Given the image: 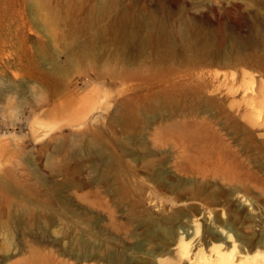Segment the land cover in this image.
I'll return each instance as SVG.
<instances>
[{"label": "rangeland", "instance_id": "374dc122", "mask_svg": "<svg viewBox=\"0 0 264 264\" xmlns=\"http://www.w3.org/2000/svg\"><path fill=\"white\" fill-rule=\"evenodd\" d=\"M0 142V264H199L179 237L226 223L253 252L264 0H0Z\"/></svg>", "mask_w": 264, "mask_h": 264}, {"label": "bare ground", "instance_id": "6f19581e", "mask_svg": "<svg viewBox=\"0 0 264 264\" xmlns=\"http://www.w3.org/2000/svg\"><path fill=\"white\" fill-rule=\"evenodd\" d=\"M254 100V98H253ZM122 104V103H121ZM117 113V112H116ZM178 128V127H177ZM173 131V130H172ZM176 129H175V133H176ZM181 131V130H179ZM171 132V131H170ZM169 132V133H170ZM173 133V132H172ZM182 134V132H181ZM180 135V134H178ZM177 135V136H178ZM184 142V141H183ZM1 143V142H0ZM12 150V149H10ZM13 151V150H12ZM16 152V151H15ZM9 153V152H8ZM95 153V152H94ZM6 154V153H5ZM59 154V153H58ZM80 155V154H79ZM6 156V155H5ZM4 156V157H5ZM54 157V156H52ZM101 157V156H100ZM55 159V158H54ZM53 159V160H54ZM80 159V158H79ZM8 161V160H7ZM71 161V160H70ZM83 161V160H82ZM79 162V161H78ZM72 163V162H71ZM73 164V163H72ZM100 164V163H99ZM56 166V165H55ZM71 167V166H70ZM80 167V166H79ZM73 169V168H71ZM75 169V167H74ZM55 170V169H54ZM9 171V170H8ZM63 171V170H61ZM63 174V173H62ZM71 174V173H70ZM71 176V175H70ZM64 177V175H63ZM80 178V177H79ZM83 179V178H82ZM62 180V179H61ZM83 181V180H82ZM87 182V181H86ZM87 185H88V182H87ZM85 185V186H87ZM81 187H84L81 186ZM88 187V186H87ZM86 187V188H87ZM90 187V185H89ZM1 188V187H0ZM10 188H12L11 190H9V188L7 187V191L6 193L9 194L10 196L12 195V197H18L22 194L21 190L19 189V187H17L16 185L14 186H11ZM88 189V188H87ZM97 190V189H96ZM11 191V192H10ZM100 191V190H99ZM99 191H96V192H99ZM2 193V192H1ZM0 193V194H1ZM70 193V192H69ZM72 194V193H70ZM77 195V194H76ZM83 195H87L86 200H84V202H88L89 204H91V206H93L94 208L96 209H106V207L108 206L107 205V202L105 201V198L102 197V194L100 195L99 193H94L93 191L92 192H89L88 194H83ZM41 197V196H40ZM81 197V196H80ZM79 197V198H80ZM9 200V204L8 205H15L14 202H10V199ZM83 200V199H82ZM47 201V200H46ZM83 202V203H84ZM56 203V202H55ZM54 203V204H55ZM53 204V205H54ZM86 204V203H85ZM56 205V204H55ZM107 205V206H106ZM50 204L49 203H46L44 204V207L47 209V212L49 211L50 214L46 213L45 216H48L47 219L51 222V224H54L55 221H56V216L54 213L50 212L52 211L50 208H49ZM86 206V205H85ZM198 211V209H197ZM100 214V212H98ZM97 213V214H98ZM38 214V215H37ZM36 215H33V218L36 219L37 221H39V219L42 217L39 213H37ZM40 222V221H39ZM63 222V221H62ZM227 224V223H226ZM226 224H220V233H218L219 235L216 236V240L218 243H213L211 249H210V254L205 257L204 256V253L202 252V254L200 253L202 250L200 249L199 250V253H197V250L196 247L195 249L192 248V244L194 245L193 242V239L192 238H189L191 236V234L187 236H180L179 237V240H178V244H177V250L180 254H182L183 256L185 257H193L196 261V257H198V261H199V264H264V251L263 249L260 250L258 248V245H263L264 246V243H258L257 244V248L253 251V252H250L249 250H246L245 246H244V243H238L235 241L236 238H234V234L230 233L231 232V229L230 227H226ZM32 225V224H31ZM228 225V224H227ZM222 226V227H221ZM223 226H225L226 228H224ZM39 227V225H38ZM219 230H217L218 232ZM193 233V232H192ZM196 233H198V226L196 227ZM217 234V233H216ZM215 235V233H214ZM237 240V239H236ZM176 242H177V239H176ZM88 243V242H86ZM202 245V244H201ZM200 245V246H201ZM195 246V245H194ZM199 246V244H198ZM199 246V247H200ZM248 247V246H247ZM88 248L90 249L91 248V244L88 243ZM195 250V251H193ZM193 252H196V253H192ZM193 255V256H192ZM89 256V255H88ZM82 258H86V256L82 257ZM166 259V258H165ZM164 259V260H165ZM193 259V260H194ZM163 262V260L161 261ZM166 262V261H165ZM190 263V262H189ZM194 264V263H193Z\"/></svg>", "mask_w": 264, "mask_h": 264}]
</instances>
